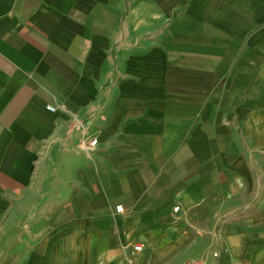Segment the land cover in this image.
I'll list each match as a JSON object with an SVG mask.
<instances>
[{
    "label": "crops",
    "instance_id": "0c3cea01",
    "mask_svg": "<svg viewBox=\"0 0 264 264\" xmlns=\"http://www.w3.org/2000/svg\"><path fill=\"white\" fill-rule=\"evenodd\" d=\"M194 262L264 264V0H0V264Z\"/></svg>",
    "mask_w": 264,
    "mask_h": 264
},
{
    "label": "built area",
    "instance_id": "2783aa9c",
    "mask_svg": "<svg viewBox=\"0 0 264 264\" xmlns=\"http://www.w3.org/2000/svg\"><path fill=\"white\" fill-rule=\"evenodd\" d=\"M49 110H51V111H53L54 110V108L53 107H51V106H49ZM97 143V140H93L91 143H90V146L92 147V146H95V144ZM117 211H122V206H118L117 208ZM176 209H178V208H176ZM134 249L136 250V251H140L141 249H142V245L141 244H138V245H135L134 246ZM192 264H201L200 262H194V263H192Z\"/></svg>",
    "mask_w": 264,
    "mask_h": 264
}]
</instances>
